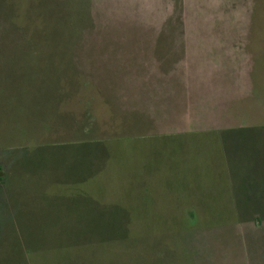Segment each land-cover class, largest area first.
Instances as JSON below:
<instances>
[{
    "label": "rangeland",
    "instance_id": "rangeland-1",
    "mask_svg": "<svg viewBox=\"0 0 264 264\" xmlns=\"http://www.w3.org/2000/svg\"><path fill=\"white\" fill-rule=\"evenodd\" d=\"M263 220L264 0H0V264H264Z\"/></svg>",
    "mask_w": 264,
    "mask_h": 264
},
{
    "label": "trees",
    "instance_id": "trees-1",
    "mask_svg": "<svg viewBox=\"0 0 264 264\" xmlns=\"http://www.w3.org/2000/svg\"><path fill=\"white\" fill-rule=\"evenodd\" d=\"M254 221H255V220H254ZM262 222H263V226H264V220H263ZM262 222H261V223H262ZM255 224H256V223H255ZM259 224H260V223H259ZM259 224L256 225V228H258V229H259V227H258ZM260 227H261V226H260ZM245 243H246V242H245Z\"/></svg>",
    "mask_w": 264,
    "mask_h": 264
},
{
    "label": "crops",
    "instance_id": "crops-1",
    "mask_svg": "<svg viewBox=\"0 0 264 264\" xmlns=\"http://www.w3.org/2000/svg\"><path fill=\"white\" fill-rule=\"evenodd\" d=\"M1 151H3V150H1Z\"/></svg>",
    "mask_w": 264,
    "mask_h": 264
}]
</instances>
